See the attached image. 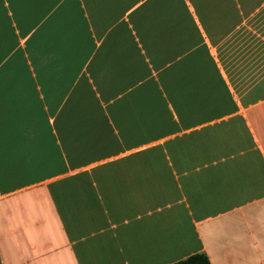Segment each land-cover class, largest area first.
<instances>
[{"label": "crops", "instance_id": "1", "mask_svg": "<svg viewBox=\"0 0 264 264\" xmlns=\"http://www.w3.org/2000/svg\"><path fill=\"white\" fill-rule=\"evenodd\" d=\"M264 264V0H0V264Z\"/></svg>", "mask_w": 264, "mask_h": 264}, {"label": "trees", "instance_id": "2", "mask_svg": "<svg viewBox=\"0 0 264 264\" xmlns=\"http://www.w3.org/2000/svg\"><path fill=\"white\" fill-rule=\"evenodd\" d=\"M171 264H210L207 256L203 252H197L186 256Z\"/></svg>", "mask_w": 264, "mask_h": 264}]
</instances>
